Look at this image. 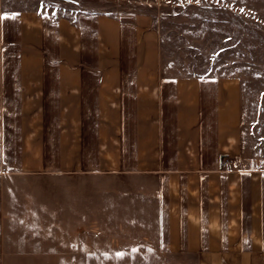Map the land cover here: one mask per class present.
<instances>
[{
	"label": "crops",
	"instance_id": "0c3cea01",
	"mask_svg": "<svg viewBox=\"0 0 264 264\" xmlns=\"http://www.w3.org/2000/svg\"><path fill=\"white\" fill-rule=\"evenodd\" d=\"M116 1L0 0V264H93L86 174L132 180L150 210L108 251L264 264V88L172 72L158 10L99 7Z\"/></svg>",
	"mask_w": 264,
	"mask_h": 264
},
{
	"label": "rangeland",
	"instance_id": "374dc122",
	"mask_svg": "<svg viewBox=\"0 0 264 264\" xmlns=\"http://www.w3.org/2000/svg\"><path fill=\"white\" fill-rule=\"evenodd\" d=\"M116 2L99 7L110 11L134 8L146 13L158 10L165 46L164 61L172 72L242 73L253 78L256 88H264V0ZM31 3H40L58 11H65L74 5L56 1ZM76 179L73 185L78 186L74 189V195L78 190L79 205L94 206L96 223L78 226L80 233L95 235L93 264H158L150 257L124 256L120 250H113V247L110 251L105 248L107 242L103 238H110V244L113 245L114 242L119 243V237L145 235L151 231V225H137L134 222L137 217L148 216L150 210L135 207L141 204V200L140 195L130 187L133 186L132 180L113 175L87 174L79 175ZM64 184L69 186L70 182ZM69 228L73 230L76 227L64 226L63 231H70Z\"/></svg>",
	"mask_w": 264,
	"mask_h": 264
},
{
	"label": "snow or ice",
	"instance_id": "6c2138e0",
	"mask_svg": "<svg viewBox=\"0 0 264 264\" xmlns=\"http://www.w3.org/2000/svg\"><path fill=\"white\" fill-rule=\"evenodd\" d=\"M5 18H7V17H0V19H5Z\"/></svg>",
	"mask_w": 264,
	"mask_h": 264
}]
</instances>
